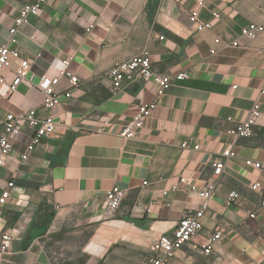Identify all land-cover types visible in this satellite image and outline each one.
Returning a JSON list of instances; mask_svg holds the SVG:
<instances>
[{"label":"crops","instance_id":"1","mask_svg":"<svg viewBox=\"0 0 264 264\" xmlns=\"http://www.w3.org/2000/svg\"><path fill=\"white\" fill-rule=\"evenodd\" d=\"M31 1L0 0V44L9 41L16 15ZM199 1L48 0L39 16L20 27L14 46L32 61L35 80L54 57H73L80 86L53 110L58 130L28 150L34 131L25 127L0 169V197L14 182L0 204V235L8 229L14 234L6 264H61L54 247L67 246L72 236L83 243L86 231L92 232L86 264H151L153 242L195 212L202 200L190 186L212 178L213 163L226 149L237 155L226 159L201 237L171 264H264V208L250 188L264 173L246 164L249 158L264 161V32L255 40L241 37L244 26L264 24V0H203L199 17L212 28L197 31L190 14ZM237 39L240 45L230 44ZM145 50L156 72L187 76L161 94L152 81L114 88L109 69ZM67 86L63 80L59 89ZM43 99L27 82L12 94L0 83V135L7 113L19 114ZM257 100L262 116L255 135L230 136L229 128ZM152 101L158 106L138 135L122 137L139 106ZM24 153L28 158L22 159ZM182 177L188 181L171 190ZM116 186L128 196L106 219V193ZM232 190L241 196L228 206ZM217 231L222 237L205 254L199 243Z\"/></svg>","mask_w":264,"mask_h":264},{"label":"built area","instance_id":"2","mask_svg":"<svg viewBox=\"0 0 264 264\" xmlns=\"http://www.w3.org/2000/svg\"><path fill=\"white\" fill-rule=\"evenodd\" d=\"M48 0H32L26 3L18 12L14 19V26L11 27V37L7 43L0 44V83L7 84L9 94L18 91L20 85L27 82L35 87L44 99L39 106H34L22 110L19 114L7 113L3 120V132L0 135V169L7 163L8 158L13 153L15 142L25 127L32 129L33 136L28 145V150L35 149L42 143L43 139L53 135L59 128L60 122L53 114V110L73 97L74 89L80 86L79 77L72 71L71 63L73 57L60 58L54 57L49 67L35 80L32 74V61L23 59L21 51L14 46L17 43V33L20 27L29 21L30 16H39L43 6ZM204 1H199V8L193 10L190 14V20L195 30L203 31L212 28V23L200 19V8ZM219 17L218 12L213 13ZM92 27L88 28L91 31ZM264 32V24L250 23L242 28L241 37L248 40L257 39ZM164 38L163 36L160 37ZM216 42L220 43L221 38ZM231 45L241 44L239 39L233 40ZM215 52V50H212ZM264 52V47H263ZM112 81L113 87L118 89L124 84H131L136 81H152L158 86V94L171 86L177 78L186 77V73L177 76L161 74L156 72L152 66L151 54L148 50L133 56L130 59L118 61L109 69L107 73ZM63 80L68 82L64 90H60ZM264 95V89L261 91ZM157 101L143 103L139 106L135 115L123 126L120 135L126 139L134 138L144 127L146 120L157 108ZM262 116V103L257 100L249 111L248 116L231 126L228 134L238 138H249L255 135V126ZM230 120H233L232 118ZM183 147H188L189 143L184 142ZM196 149L199 148L197 145ZM237 152L233 149H226L222 157L215 159L213 163L212 178L202 187L196 184L190 186V191L195 192L201 198V204L194 213L184 215L176 224L172 233L161 234L152 245L155 252L151 259V264H171L176 253L183 247L196 242L201 237L203 230V218L206 215L208 201L216 195L218 184L224 173L225 162L227 158H233ZM28 158V153L22 155V159ZM246 164L262 173H264V161L256 159H246ZM188 179L182 177L179 183L171 186V190L180 189V183L187 182ZM147 183V182H145ZM14 182H9L8 187L3 191L0 197V204H3L11 196ZM250 188L259 194V206L264 208V179L254 181ZM168 191H165L167 194ZM128 192L118 186L109 189L106 193L107 207L105 211L106 219L115 215L120 209ZM241 194L238 190H232L226 199V205L233 206L239 200ZM250 217L255 218L256 213L250 212ZM222 237V232L217 231L210 237L199 243L205 254H211L214 247ZM14 239L12 230L8 229L0 235V264H6L8 255L11 252V244Z\"/></svg>","mask_w":264,"mask_h":264},{"label":"rangeland","instance_id":"3","mask_svg":"<svg viewBox=\"0 0 264 264\" xmlns=\"http://www.w3.org/2000/svg\"><path fill=\"white\" fill-rule=\"evenodd\" d=\"M92 233V232H91ZM90 232L82 233L83 236H87L83 243H79L78 236H72L67 239V246L65 244H60L54 247V251L58 256V260L61 264H86L85 260L88 259L87 253L90 246ZM76 243V244H75ZM75 244V246H74ZM96 246V245H94ZM88 247V248H87ZM97 253H102L100 245H97ZM119 263L123 264L124 261L119 260ZM125 264V263H124Z\"/></svg>","mask_w":264,"mask_h":264}]
</instances>
